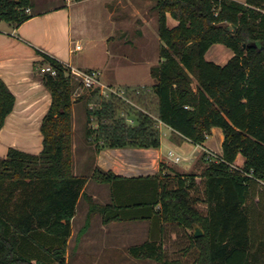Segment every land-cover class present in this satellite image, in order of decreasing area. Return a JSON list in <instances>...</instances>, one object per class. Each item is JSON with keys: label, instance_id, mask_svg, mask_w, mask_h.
I'll list each match as a JSON object with an SVG mask.
<instances>
[{"label": "trees", "instance_id": "1", "mask_svg": "<svg viewBox=\"0 0 264 264\" xmlns=\"http://www.w3.org/2000/svg\"><path fill=\"white\" fill-rule=\"evenodd\" d=\"M32 5L33 0H0V20L19 26L33 17L27 13ZM156 11L162 62L152 72L156 84L150 90L127 88L123 98L107 99L97 86L75 98L70 69L37 51L55 72L40 75L51 105L40 127V153L10 147L0 159V264H67L81 198L89 212L78 239L95 214L104 224L149 220L155 228L177 224L192 230L189 249L199 252L194 264H264V0H156ZM169 16L177 26H169ZM219 44L233 53L225 65L206 60ZM80 101L86 102L87 142L98 153L159 149L163 123L199 146L220 128L223 155L203 154L201 183L198 174L123 178L96 168L91 177L76 175L73 115ZM15 104L0 78V133ZM128 116L136 118V126L128 124ZM239 155L243 168L235 166ZM89 179L110 186L111 204L98 205L85 194ZM132 183L137 189L126 188ZM195 226L204 236H194ZM34 236L49 239L50 247L34 249ZM129 252L136 259L183 264L166 258L159 237Z\"/></svg>", "mask_w": 264, "mask_h": 264}, {"label": "crops", "instance_id": "2", "mask_svg": "<svg viewBox=\"0 0 264 264\" xmlns=\"http://www.w3.org/2000/svg\"><path fill=\"white\" fill-rule=\"evenodd\" d=\"M44 2L54 5L37 9ZM150 4L152 7L149 9L147 6ZM151 9L154 10L152 0H33L28 13L33 17L23 24L15 26L0 20V78L16 97L14 111L7 118L0 133V158L7 157L10 147L17 148L12 138L18 135L39 137V145L35 144L37 141L33 143V150L21 151L38 154L42 150L43 136L40 127L51 105V95L43 86L40 75L46 65H43L44 58L37 51L57 59L69 68L86 73L97 72L100 83L111 89L115 86L125 89H152L156 84L152 72L162 62L160 48L163 43L159 36L158 12L157 18L153 12L149 16ZM168 22L171 27L178 25L170 16ZM77 45L81 49L77 50ZM101 45L102 51L99 50ZM157 45L160 46L158 53ZM128 47L135 50H127ZM232 57L233 54L228 58ZM21 122L25 126L20 127ZM131 123L136 126V118ZM92 127L96 128L97 124ZM163 128L167 130L165 136H162ZM158 129L161 134V148L102 149L94 162L93 172L96 168H101L123 178H145L160 172L163 176L177 175L170 170V164H167L169 161L165 162L166 159L171 161L166 150L174 152L173 147L178 150L192 143L181 139L163 123H159ZM215 132L220 134L223 145V131L214 128L212 134ZM207 141L203 146L192 144L194 149L185 157V161L190 164L187 170H183L182 175L188 174L194 168L198 157H203L205 150L218 156L223 155V146L217 151ZM172 163L178 166V163ZM244 164L245 158L239 155L235 166L243 168ZM104 185L106 184L89 179L84 192L93 201L97 200L99 192L107 189ZM88 190L91 193L87 194ZM109 190L110 202L104 205L113 202L110 186ZM81 201L82 198L79 204ZM133 222L143 223L148 227L149 239L153 236L164 240L165 227L169 225L155 228L149 220ZM102 223V229L108 232L107 227L121 222Z\"/></svg>", "mask_w": 264, "mask_h": 264}, {"label": "rangeland", "instance_id": "3", "mask_svg": "<svg viewBox=\"0 0 264 264\" xmlns=\"http://www.w3.org/2000/svg\"><path fill=\"white\" fill-rule=\"evenodd\" d=\"M237 2L244 3L245 0H235ZM153 9L150 10L149 16L154 13L157 18V11L155 10L156 0H152ZM54 3L44 2L37 7V9H44L50 6H53ZM152 5H148L147 8H151ZM159 45H157V53L159 50ZM100 51L103 50V47L99 48ZM132 52L135 50L132 48H127ZM232 51L227 49L223 45H214L208 51L206 55V60L211 62L219 63V65H225L229 56L232 55ZM47 66V65H46ZM46 66L44 68H46ZM128 68V67H126ZM127 75V74H125ZM73 76V75H72ZM75 84V94L79 91L81 96L86 94L90 90H84L83 92L80 89V81L75 76L72 77ZM196 86V83L194 84ZM106 87V86H105ZM109 88V87H106ZM114 90L118 93L125 95L126 89L115 86ZM101 92V89H100ZM106 93L109 95L111 92L106 89ZM74 94V97L77 98ZM116 96V95H115ZM121 98V97H120ZM123 98V97H122ZM73 123L74 128V137H73V171L76 175H85L90 177L93 172V165L98 156L97 146L90 144L86 139V129H87V117H86V102L80 101L74 107ZM135 118L128 116V124H132L131 120ZM36 122L34 121L33 124ZM20 127L25 126V123H19ZM160 130V129H159ZM167 134L166 128L162 130V136ZM164 138V137H163ZM208 145L215 148L217 151H220L222 148V142L220 141V134L215 132L208 139ZM37 141V143H35ZM12 142L18 149H30L33 150V143L39 145V137H28L23 135H18L12 138ZM165 140V144H166ZM4 146V145H3ZM194 149L192 144L185 145L182 149H176L173 147L172 151L174 156L181 159L180 163L177 165H172L173 163L170 160H165L169 165L172 173L177 175H182L183 170H187L188 162L185 161V157L191 154V151ZM167 151V156L169 158V151ZM34 153V152H33ZM178 155V156H177ZM1 159V158H0ZM171 162V163H170ZM207 164L203 161V157L199 156L194 168L188 171V174H198L201 183L202 178L200 177L206 168ZM186 174V175H188ZM177 175L170 177L175 178ZM127 189L133 190L137 189L135 183L125 185ZM107 189L99 192V198L94 200L98 205H104L110 202V190L109 185H104ZM87 194L91 191H86ZM104 197H102V196ZM200 209L204 210V206L201 204ZM89 212V202L82 198V201L77 208V216L73 222L72 235L68 241L67 245V264H159L157 261L150 259H136L131 256L129 249L132 246L140 245L146 242L148 238V227L143 223H134L133 221H122L116 226H109L108 232L102 229V217L98 214H95L91 217L90 227L88 231L78 239L77 236L80 230L84 227L86 222V217ZM116 230V231H115ZM193 234V231L179 226L177 224H169L165 227V238H164V249L166 252V258L170 260H180L183 264H194L198 258L199 252L196 248L189 249L190 247V235ZM50 241L46 237H33L34 249L44 250L49 248ZM27 247V244L26 246ZM27 257L28 254H26Z\"/></svg>", "mask_w": 264, "mask_h": 264}, {"label": "built area", "instance_id": "4", "mask_svg": "<svg viewBox=\"0 0 264 264\" xmlns=\"http://www.w3.org/2000/svg\"><path fill=\"white\" fill-rule=\"evenodd\" d=\"M30 10L28 9L27 10V13H29ZM76 49L79 50L81 49V46L77 45L76 46ZM68 67V66H67ZM69 68V67H68ZM70 71H71V75L75 76L76 78L79 79L80 81V89L82 92L84 90H94L97 86L100 87L101 89V94L102 96L104 97H110V96H113V95H116V96H119V97H122V94L118 93L116 90L114 89H111V88H106L105 86H103L100 81H99V78H98V73L97 72H90V73H86V72H81V71H78V70H75L73 68H69ZM43 71H47V72H51L53 75L55 74V72L51 69L50 66H47ZM106 89L109 90V92H111V94H107L106 93ZM76 97H80L81 94L78 92H76L75 94ZM93 106L91 105V108ZM188 108V107H186ZM209 138V137H208ZM207 138V139H208ZM205 153L207 154L208 158H215L217 155L214 154L213 152H211L210 150H205ZM169 158L172 160V162L174 163H179L181 161V159L179 157H176L174 156L173 152H170L169 153Z\"/></svg>", "mask_w": 264, "mask_h": 264}, {"label": "water", "instance_id": "5", "mask_svg": "<svg viewBox=\"0 0 264 264\" xmlns=\"http://www.w3.org/2000/svg\"><path fill=\"white\" fill-rule=\"evenodd\" d=\"M194 236L196 238H200V237L204 236V231L199 226H195L194 227Z\"/></svg>", "mask_w": 264, "mask_h": 264}]
</instances>
